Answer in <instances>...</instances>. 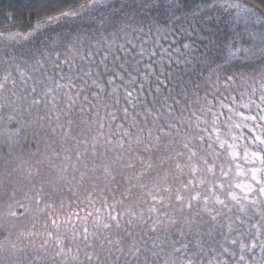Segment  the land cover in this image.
<instances>
[{"label":"snow or ice","instance_id":"snow-or-ice-1","mask_svg":"<svg viewBox=\"0 0 264 264\" xmlns=\"http://www.w3.org/2000/svg\"><path fill=\"white\" fill-rule=\"evenodd\" d=\"M40 4L0 31V264H264V0Z\"/></svg>","mask_w":264,"mask_h":264},{"label":"trees","instance_id":"trees-1","mask_svg":"<svg viewBox=\"0 0 264 264\" xmlns=\"http://www.w3.org/2000/svg\"><path fill=\"white\" fill-rule=\"evenodd\" d=\"M43 15L44 13L40 0H0V31L15 28L17 26L29 28L30 25H34L36 20L42 18ZM221 30L223 31L222 25ZM205 44H207L206 41ZM201 51H203V47H201ZM53 139L55 140L53 148L59 149L64 143L60 137H53ZM73 145L74 141L69 140L65 146L71 149ZM60 154L63 156L65 153L61 151ZM71 162H75L74 157ZM61 163V161H57L55 165H61ZM89 167H91V165H89ZM71 171V168H69V173H71ZM78 178L77 174V179ZM94 178L95 177H91L88 179V182L92 181ZM100 178L103 180V177H99V179ZM116 195L119 196V193Z\"/></svg>","mask_w":264,"mask_h":264},{"label":"rangeland","instance_id":"rangeland-1","mask_svg":"<svg viewBox=\"0 0 264 264\" xmlns=\"http://www.w3.org/2000/svg\"><path fill=\"white\" fill-rule=\"evenodd\" d=\"M11 30L15 31V32L26 33L27 31L30 30V28H27L25 26H23V27L22 26H17L15 28H11ZM1 31H3V30H1ZM9 87H11V86L9 85ZM40 147H41V151L45 152V155H49V156L51 155V152H46L45 151V149H46L45 145H41ZM52 147H54V146L52 145ZM57 161H61V160H53L52 163L55 164ZM47 164H48V160H45V162H44L45 169L47 167ZM99 180L102 181L101 178ZM91 182L92 181L88 182V180H86L85 184H84V187L85 188L88 187ZM3 211H4V209H0V212H3ZM45 218L46 217H44V216L40 215L39 213H37L35 219H33L32 217H27V218H23L22 217L20 219H17L15 221H13V223L21 230H31L32 229V225L35 224L37 231H43L44 229L42 228V224H43ZM37 242H39V241H37Z\"/></svg>","mask_w":264,"mask_h":264}]
</instances>
